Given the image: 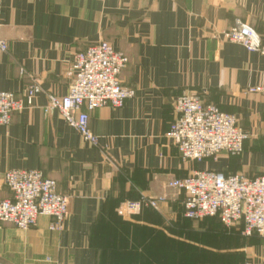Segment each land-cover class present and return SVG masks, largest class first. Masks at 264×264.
I'll return each instance as SVG.
<instances>
[{
    "label": "crops",
    "instance_id": "1",
    "mask_svg": "<svg viewBox=\"0 0 264 264\" xmlns=\"http://www.w3.org/2000/svg\"><path fill=\"white\" fill-rule=\"evenodd\" d=\"M238 20L264 44V0H0V91L19 95L30 77L43 90L0 126V201L14 169L41 171L69 199L60 233L47 217L28 230L0 223V264H264V236L185 218L184 197L168 188L203 170L264 177V96L246 93L264 85V56L219 38ZM100 41L128 57L120 78L135 96L90 114L93 147L44 108L48 94H68L74 55ZM184 93L237 117L249 134L240 155L182 160L165 136ZM141 197L159 210L118 215Z\"/></svg>",
    "mask_w": 264,
    "mask_h": 264
},
{
    "label": "built area",
    "instance_id": "2",
    "mask_svg": "<svg viewBox=\"0 0 264 264\" xmlns=\"http://www.w3.org/2000/svg\"><path fill=\"white\" fill-rule=\"evenodd\" d=\"M219 38L238 44L249 53L264 56L261 36L252 26L239 20ZM7 50L8 45L0 39V53ZM127 65V56L105 41L76 53L74 78L68 94L64 97L47 95L45 113L59 112L83 141L97 147L99 138L90 130V114L104 107L121 108L135 96V91L121 82ZM42 91L36 80L20 96L0 91V126H8L13 113L32 108L34 98ZM246 93L264 96V85L249 88ZM175 114L165 137L177 146L183 161L201 163L215 160L221 153L238 156L243 152L249 135L238 125L236 116L222 112L213 104H205L201 95L179 96L175 101ZM3 185L12 195L0 201V223L28 230L40 217H47L53 220L50 231L63 230L69 214V199L58 191L55 181L44 178L39 170L17 169L4 174ZM168 188L184 192L187 219L218 218L228 228L243 226L247 237L253 233L264 236V177L251 179L205 170L173 179ZM156 205L151 198L142 197L122 203L117 213L129 219L144 207L156 208Z\"/></svg>",
    "mask_w": 264,
    "mask_h": 264
},
{
    "label": "rangeland",
    "instance_id": "3",
    "mask_svg": "<svg viewBox=\"0 0 264 264\" xmlns=\"http://www.w3.org/2000/svg\"><path fill=\"white\" fill-rule=\"evenodd\" d=\"M5 42V41H4ZM6 43V42H5ZM108 43V42H107ZM7 44V43H6ZM8 51V50H7ZM123 53V52H122ZM124 54V53H123ZM125 55V54H124ZM128 58V57H127ZM128 63H129V59H128ZM23 73V72H22ZM33 80H35L33 77H30V83L33 81ZM28 85H30V84H28ZM27 85V86H28ZM25 89V88H24ZM23 93V92H22ZM21 93V94H22ZM15 94V93H14ZM21 94H16L17 96H20ZM49 95V94H48ZM33 108V107H32ZM31 109V108H30ZM45 109V108H44ZM27 110V109H26ZM54 112V111H53ZM44 113H45V111H44ZM49 113H51V112H49ZM46 114V113H45ZM58 114L61 116V114L58 112ZM61 118H62V116H61ZM237 118V117H236ZM63 119V118H62ZM64 120V119H63ZM237 121H238V119H237ZM11 124V123H10ZM10 124L8 125V126H10ZM239 125V124H238ZM5 127H7V126H5ZM249 135V134H248ZM94 147V146H93ZM244 149V148H243ZM230 156V155H229ZM14 170H17V169H14ZM24 170H29V169H24ZM203 171H205V170H203ZM198 172H200V171H198ZM217 172V171H216ZM193 174V173H192ZM3 178H4V176H3ZM171 190H173L176 194H177V196H179V197H184L183 199L185 200V194H184V192H182V191H179V190H175V189H171ZM10 192V191H9ZM11 193V192H10ZM12 195V194H11ZM11 198V197H10ZM142 198V197H141ZM147 198H149V197H147ZM8 199V198H7ZM152 200H154L155 202H156V208H152V207H144L142 210H141V212L143 211V210H145V209H151V210H153V211H158L159 210V205H158V203H159V201L157 200V199H153V198H151ZM184 200H183V202H184ZM2 201V200H1ZM137 201V200H136ZM183 202H182V207H183V211H184V206H183ZM121 206V205H120ZM68 208H69V206H68ZM119 209V208H118ZM117 212H118V210H117ZM141 212H139L138 214H140ZM137 214H135V215H132L129 219L131 220L132 219V217H134V216H136ZM68 216H69V214H68ZM185 217V216H184ZM186 218V217H185ZM67 219H68V217H67ZM191 220V219H190ZM221 222V221H220ZM65 225V224H64ZM223 225V224H222ZM224 226V225H223ZM224 228L225 229H227V230H233V229H236V228H240L238 225L237 226H234V227H231V228H228V227H226V226H224ZM63 229H64V227H63ZM63 231V230H62ZM62 231H60V232H62ZM239 231V234H241V236L243 237V236H245L244 234H243V230H238ZM60 232H58V233H60ZM253 235H256V236H260V237H263V236H261V235H259L258 233H253L251 236H249V237H252ZM245 237H247V236H245ZM245 264H249V262H246Z\"/></svg>",
    "mask_w": 264,
    "mask_h": 264
}]
</instances>
